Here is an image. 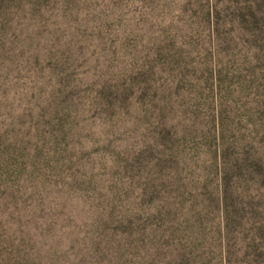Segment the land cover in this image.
I'll use <instances>...</instances> for the list:
<instances>
[{"label": "rangeland", "instance_id": "374dc122", "mask_svg": "<svg viewBox=\"0 0 264 264\" xmlns=\"http://www.w3.org/2000/svg\"><path fill=\"white\" fill-rule=\"evenodd\" d=\"M0 264H264V0H0Z\"/></svg>", "mask_w": 264, "mask_h": 264}]
</instances>
